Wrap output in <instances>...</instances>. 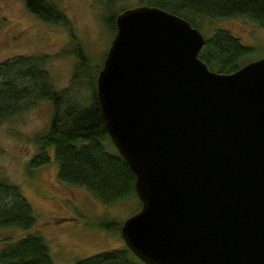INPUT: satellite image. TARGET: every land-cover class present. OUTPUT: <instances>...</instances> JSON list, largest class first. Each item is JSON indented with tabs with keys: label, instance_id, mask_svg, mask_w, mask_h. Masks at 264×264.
<instances>
[{
	"label": "water",
	"instance_id": "1",
	"mask_svg": "<svg viewBox=\"0 0 264 264\" xmlns=\"http://www.w3.org/2000/svg\"><path fill=\"white\" fill-rule=\"evenodd\" d=\"M203 42L154 4L115 14L94 95L134 174L119 233L147 264H264V54L217 71Z\"/></svg>",
	"mask_w": 264,
	"mask_h": 264
},
{
	"label": "trees",
	"instance_id": "2",
	"mask_svg": "<svg viewBox=\"0 0 264 264\" xmlns=\"http://www.w3.org/2000/svg\"><path fill=\"white\" fill-rule=\"evenodd\" d=\"M95 1L101 6V22L113 33L115 14L129 5H115L117 0ZM22 2L29 13L42 21L68 24L65 13L52 0ZM141 2L178 14L197 27L204 35L198 56L217 71L234 70L250 59L247 56L255 46L241 42L225 27H213L206 32L210 22L239 15L255 21L264 31V0H135L134 3ZM70 37L73 40L72 34ZM72 51L75 60L70 78L58 88L45 67V54H16L0 60V122L39 100H48L51 105L48 122L43 131L31 137L35 149L26 167L46 163L52 157L58 180L85 188L104 204L112 203L134 193V174L109 139L98 110L94 78L100 64L92 72L96 65L77 42L73 43ZM34 222L32 206L18 185L0 176V226L28 230L1 242L0 264H54L44 238L30 230ZM98 224L118 230L120 225L112 220ZM71 264L147 263L122 244L75 258Z\"/></svg>",
	"mask_w": 264,
	"mask_h": 264
},
{
	"label": "rangeland",
	"instance_id": "3",
	"mask_svg": "<svg viewBox=\"0 0 264 264\" xmlns=\"http://www.w3.org/2000/svg\"><path fill=\"white\" fill-rule=\"evenodd\" d=\"M52 1L65 13L66 26L36 18L24 8L22 0H0V60L16 54H45V67L58 88L70 78L75 60L73 43L77 42L96 65L94 72L112 33L101 22V6L95 0ZM134 2L117 0L115 5ZM217 26L255 46L247 58L264 54V31L255 21L239 15L223 17L210 22L206 32ZM50 107V102L42 99L0 122V176L17 184L30 202L35 216L30 230L44 238L53 263L71 264L75 258L124 244L118 228L98 223L112 220L120 224L137 209L138 200L131 193L104 204L85 188L58 180L52 157L46 163L26 167L35 149L31 137L45 129ZM51 152L49 148L50 155ZM26 231L17 226H0V244Z\"/></svg>",
	"mask_w": 264,
	"mask_h": 264
}]
</instances>
